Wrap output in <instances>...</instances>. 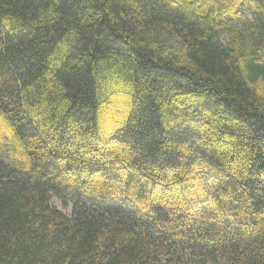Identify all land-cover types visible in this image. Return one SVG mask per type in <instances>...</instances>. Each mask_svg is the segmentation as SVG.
<instances>
[{"label": "trees", "instance_id": "1", "mask_svg": "<svg viewBox=\"0 0 264 264\" xmlns=\"http://www.w3.org/2000/svg\"><path fill=\"white\" fill-rule=\"evenodd\" d=\"M263 8L0 0V264H264Z\"/></svg>", "mask_w": 264, "mask_h": 264}, {"label": "rangeland", "instance_id": "2", "mask_svg": "<svg viewBox=\"0 0 264 264\" xmlns=\"http://www.w3.org/2000/svg\"><path fill=\"white\" fill-rule=\"evenodd\" d=\"M257 15L258 14L253 9H243V10H241V15L239 17H237L235 19V21H233V23L234 24H238V25H242L245 22L254 21L257 18ZM262 17L264 18V8L262 10ZM199 171L206 172L207 170L202 165L200 167ZM50 201H51V204L54 207H56L57 209H59L60 211H62L63 213H65L66 215H70V213H71V206H72V202L71 201L68 200L65 203H63V202H61L60 199H58L54 195L51 196Z\"/></svg>", "mask_w": 264, "mask_h": 264}]
</instances>
